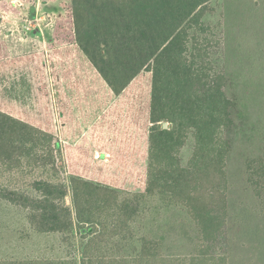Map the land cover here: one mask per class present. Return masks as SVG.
<instances>
[{
    "label": "trees",
    "instance_id": "1",
    "mask_svg": "<svg viewBox=\"0 0 264 264\" xmlns=\"http://www.w3.org/2000/svg\"><path fill=\"white\" fill-rule=\"evenodd\" d=\"M70 1L52 42L74 44L116 96L149 73L143 189L121 193L78 176L65 185L53 135L0 110V199L22 209L35 234L56 236L65 250L53 258L0 256V264H241L216 246L228 228L225 133L241 97L227 93L233 79L212 71L201 46L212 0ZM188 136L192 152L182 165ZM24 171L33 176L29 191L5 183ZM245 173L261 198L264 156L246 159ZM69 194L71 207L64 202ZM258 240L264 247V236ZM178 241L190 249L171 251Z\"/></svg>",
    "mask_w": 264,
    "mask_h": 264
},
{
    "label": "rangeland",
    "instance_id": "2",
    "mask_svg": "<svg viewBox=\"0 0 264 264\" xmlns=\"http://www.w3.org/2000/svg\"><path fill=\"white\" fill-rule=\"evenodd\" d=\"M70 0H0V110L50 132L59 145L61 179L71 176L121 193L140 192L144 185L146 135L144 110L149 73L143 72L118 96L74 44L51 38L56 23L68 16ZM201 41L214 73L231 76L228 94L241 102L235 125L225 133L228 223L217 243L241 264H264V191L257 198L246 183L245 161L264 156V0H212ZM249 79L250 84L242 85ZM188 136L179 151L182 165L191 155ZM33 176L16 172L5 182L29 191ZM65 204L72 205L70 194ZM183 214H175V217ZM190 235L193 236L192 233ZM255 235L257 237H255ZM170 245L174 253L190 249ZM56 236L37 235L25 212L0 199V256L53 258L64 255ZM77 257V252L74 251Z\"/></svg>",
    "mask_w": 264,
    "mask_h": 264
}]
</instances>
